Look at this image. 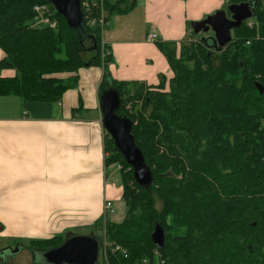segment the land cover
I'll list each match as a JSON object with an SVG mask.
<instances>
[{"label":"trees","instance_id":"trees-1","mask_svg":"<svg viewBox=\"0 0 264 264\" xmlns=\"http://www.w3.org/2000/svg\"><path fill=\"white\" fill-rule=\"evenodd\" d=\"M227 3H249L253 15L226 46L216 38L157 42L174 72L164 92V79L148 85L111 76L105 28L92 23L100 9L84 11L83 28H71L50 0H0V72H16L0 74V95L59 102L79 86L82 68L103 67L100 98L119 91L118 114L131 120L152 169V184L140 186L105 130L106 165H122L127 205L122 222L100 224L105 264H264V92L256 85H264V0ZM36 4L48 6L55 27L35 25ZM128 7L104 0L106 21ZM156 225L165 230L162 247L152 240ZM65 238L32 239L30 249L56 248Z\"/></svg>","mask_w":264,"mask_h":264},{"label":"crops","instance_id":"crops-1","mask_svg":"<svg viewBox=\"0 0 264 264\" xmlns=\"http://www.w3.org/2000/svg\"><path fill=\"white\" fill-rule=\"evenodd\" d=\"M109 1L129 6L110 16L102 35L114 56L109 72L115 79L148 85L174 75L157 42L192 40L188 24L227 3ZM152 31L155 41L147 39ZM3 55L0 49V59ZM15 73L1 70V76ZM103 74V67L82 68L79 86L55 104L0 95V239L65 236L92 227L104 218L105 203L122 196L123 187L106 165L99 93Z\"/></svg>","mask_w":264,"mask_h":264},{"label":"water","instance_id":"water-1","mask_svg":"<svg viewBox=\"0 0 264 264\" xmlns=\"http://www.w3.org/2000/svg\"><path fill=\"white\" fill-rule=\"evenodd\" d=\"M57 11L63 15L71 28H83L85 13L81 0H50ZM230 18L224 9L218 10L207 18L192 22L195 33L212 29L219 46L224 47L232 40V30L252 18L253 6L249 3H234L229 6ZM260 92L264 85L256 83ZM121 107V95L115 88H109L101 93L100 109L102 124L110 134L116 147L123 154L126 162L132 167L136 182L142 186H150L153 182L152 169L146 164L141 149L137 146L132 134L133 124L129 118L118 114ZM95 235L69 234L59 247L46 250V258L53 264H97L104 240ZM155 244L162 247L165 244V230L156 225L152 234ZM4 251V250H3ZM2 254V253H1Z\"/></svg>","mask_w":264,"mask_h":264},{"label":"rangeland","instance_id":"rangeland-1","mask_svg":"<svg viewBox=\"0 0 264 264\" xmlns=\"http://www.w3.org/2000/svg\"><path fill=\"white\" fill-rule=\"evenodd\" d=\"M222 9L227 11L229 9V4L226 3V5ZM188 28L191 30L188 37H190V39H192V40H199V39H204V38L206 39V38H211V37L215 38V33L212 29H210L209 31H201L199 33H195L192 29V23L188 24ZM218 62H219V60L217 59V64H218ZM0 74H1V72H0ZM163 79L165 80L166 84H165V87L162 91L166 92L169 90V84H168L169 80H167L165 77H161V80H163ZM161 80H160V83H161ZM31 102H39V101H31ZM41 103H43V102H41ZM45 103L55 104V102H45ZM127 108L130 109L129 107H127ZM100 113H101V119H102L103 118L102 112H100ZM133 113H134V111H133ZM136 123H138V119H136ZM117 164L118 163L111 164L107 168H109V171L113 175V177L116 178L118 186L122 187V181H121V177H120V173H119V170L121 168L118 169ZM126 214H127V205H126L125 201L122 199V196H118V198H116V201L114 202V212L109 213L108 216H106V218L108 220H112V221L120 223L124 220V218L126 217ZM106 218H102V220H100L98 223H96L92 227H88V228L85 227L84 229L76 230L73 233L83 235V236L84 235H95L97 237V239L99 240V243H101L100 235L103 232L100 229V224H101V222L106 223V221H107ZM2 225L3 224H0V227H2ZM68 235H69V232H67L65 234V237H67ZM2 236H4V238L0 239V242H2V245H0V247H2L3 249L0 250V254L2 252H4V256L9 255V250L13 249V248L15 250H22L23 249V251L21 253H19L17 255V257L15 254H11L13 257L17 258V260H18V262H20V264H53L47 260L46 251L31 250L30 249L31 239L43 238V237H41V236H29V237L22 236V237L12 238V237H8L6 235H2ZM103 246H104V242H103ZM31 253H33V255H34L33 262H32ZM97 264H105V263L103 262L102 258L100 257Z\"/></svg>","mask_w":264,"mask_h":264},{"label":"built area","instance_id":"built-area-1","mask_svg":"<svg viewBox=\"0 0 264 264\" xmlns=\"http://www.w3.org/2000/svg\"><path fill=\"white\" fill-rule=\"evenodd\" d=\"M103 0H100V2H98V7L101 9V13L100 15H95L92 18V23H96L99 22V24L102 25L103 28H106L108 26V21H106L105 19V11L104 8L102 6ZM82 4L86 7V12L89 15V11H90V2L89 0H83ZM95 5H97V2L95 3ZM34 11H35V25L36 26H45V25H50L52 27H55L57 24V20H53L55 19L54 16H52L49 11V8L46 4H36L34 6ZM52 13V12H51ZM157 38V33L155 31H152L149 35H148V40L149 41H155ZM102 122V119H101ZM117 168H122V165L120 163L117 164ZM114 212V204L111 200L107 201L105 203V216L108 215L109 213H113ZM108 246V242L106 240V237L104 238V248L106 250ZM116 250H120L124 253H126L125 249H123L121 246H117L115 248Z\"/></svg>","mask_w":264,"mask_h":264},{"label":"flooded vegetation","instance_id":"flooded-vegetation-1","mask_svg":"<svg viewBox=\"0 0 264 264\" xmlns=\"http://www.w3.org/2000/svg\"><path fill=\"white\" fill-rule=\"evenodd\" d=\"M227 15L231 18L232 17V14L229 15L228 12H227ZM212 38V37H211ZM25 249V248H24ZM5 250V249H4ZM23 251L22 250H15L14 248L13 249H10L9 250V255H5L4 256V252H2V254H0V263L1 264H20V262H18L17 260V255L19 253H21ZM11 254H15L16 257H13ZM31 256H32V262H33V259H34V255L33 253H31ZM17 261V262H16Z\"/></svg>","mask_w":264,"mask_h":264},{"label":"bare ground","instance_id":"bare-ground-1","mask_svg":"<svg viewBox=\"0 0 264 264\" xmlns=\"http://www.w3.org/2000/svg\"><path fill=\"white\" fill-rule=\"evenodd\" d=\"M81 3H82V1H81ZM93 6L96 8V9H100L99 7H98V2H97V5H95V3L92 5V4H90V11H89V13L90 12H92V8H93ZM102 6H103V8H104V0H103V3H102ZM230 6V5H229ZM82 9H83V11H85L86 10V7L82 4ZM105 11V10H104ZM86 12V11H85ZM87 13V12H86ZM100 13H101V9H100ZM107 131V130H106ZM106 216H108V215H106ZM105 216V217H106Z\"/></svg>","mask_w":264,"mask_h":264}]
</instances>
